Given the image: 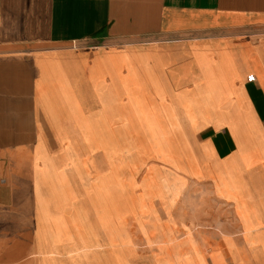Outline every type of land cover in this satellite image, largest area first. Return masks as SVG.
Masks as SVG:
<instances>
[{"label": "crops", "instance_id": "1", "mask_svg": "<svg viewBox=\"0 0 264 264\" xmlns=\"http://www.w3.org/2000/svg\"><path fill=\"white\" fill-rule=\"evenodd\" d=\"M134 50L162 59L148 64L160 70L170 93L183 103L198 101V108L208 110L209 85H216V98L223 101L212 113L167 125L154 102L123 100L127 87L120 86L118 72L124 57L112 52L97 81L90 77L108 52ZM62 80L83 97L80 109L71 110L88 134L84 144L72 137L70 120L57 121L49 110V101L56 107L63 98ZM222 83L231 91L219 96ZM99 91L104 95L97 96ZM91 108L124 109L125 117L132 116L124 124L131 128H106ZM125 133L139 147L137 182L175 177L173 193H148L144 199V207L156 213V227L184 244L186 227L207 264L216 251L224 264H234L229 245L244 251L246 264H264L246 244L238 212L243 196L264 218V0H0V264H87L76 252L62 253L63 245H72L68 240L54 243L53 253L46 251V241L37 237V205L49 222H59L58 214L68 208L61 191L66 184L75 197L70 208L78 210L90 187L76 175L104 174L92 159L99 164L106 148L128 146ZM170 137L175 153L166 159H177V166L158 157L160 146L170 148ZM64 152L71 162L63 166ZM136 237V264H148L154 247L138 227Z\"/></svg>", "mask_w": 264, "mask_h": 264}, {"label": "rangeland", "instance_id": "2", "mask_svg": "<svg viewBox=\"0 0 264 264\" xmlns=\"http://www.w3.org/2000/svg\"><path fill=\"white\" fill-rule=\"evenodd\" d=\"M112 52H115L116 58H125V64L120 67L118 72L120 80L123 82L120 86H123V88L127 87V90L123 91V100L128 101L129 99L127 98L132 96L138 103H141V98L142 102H145V100L154 102L159 112H161L160 115L165 114L163 116L167 125L191 122L196 117H201L204 112H206L205 114L212 113L214 111L212 106H219L223 101L221 98H216V85H209L208 92L210 91V93L208 95L210 96V101L208 106L211 107H208V110L207 107L206 111L200 107L198 108V101L183 103L182 98L178 94L170 93L160 70L155 68L153 64H148L150 59L154 60V64H159L162 60L160 57L154 56L149 50L108 52L97 62V64L100 63L98 65L100 68L95 71L94 69L97 67L95 64L91 69L90 77L96 79L95 81L99 78L100 71H104L102 62L112 59ZM106 63V66H109L110 62ZM124 68H126L125 72H123ZM110 81L111 78L109 77V83ZM93 87L95 90L99 88L98 84H93ZM60 88V94L63 98L58 99L56 107L52 100L49 101V110L57 121H60L61 117L70 120L74 124L72 137L77 139L80 144H84L87 141L88 134L76 121L73 115L76 111L73 112L71 110L72 105L78 110L80 109L77 103L82 101L83 97L63 80ZM218 88L220 91L219 96L226 95L223 91H231V85L228 83L219 84ZM96 93L97 96L104 95L101 91ZM111 94L117 95L118 92L113 91ZM192 102H196V105L193 107L189 106V108L188 104ZM89 112L94 114L95 119L106 128H124L126 125L124 123L129 122L128 117H132H125L124 109L112 110L108 108L107 114L91 108ZM219 114L217 115L221 117L224 115L223 113ZM126 128H131V126L127 124ZM58 134L62 137L68 135L65 132H59ZM163 134L165 137L167 136V133ZM123 136L128 140V146L106 148L102 151L103 156L99 164L94 163L92 159V163L103 169L104 174L96 178L83 172L79 176L76 175L77 181L90 187L87 191L82 192L81 199H79L77 204L78 210L70 208L71 201L75 197L71 196L73 190L68 188L66 184L61 188V191L66 196L68 208L66 207L58 214L61 217L59 222H49L48 219L44 218L40 207L37 205L36 220L38 227L36 231L38 239L46 241L45 245L47 247L45 248L49 253H53L54 250L51 247L54 243L68 240L72 245L69 248L63 245L62 253L66 255V253L76 252L78 260L87 264H136L134 238H137L136 227H138L142 230L145 243L154 247V254L148 264H207L201 256L200 249L190 242L189 230L186 227L182 238L188 242L186 244L180 243L179 240L172 238L162 228L156 227V213L144 207V199L148 193L161 194L162 191H171L173 193L175 191L174 187L177 186L173 182L175 177L163 174L160 179L148 176L137 182L136 174L141 159L135 157L139 147L134 139L126 137V133ZM166 142H164L165 145ZM169 146L170 148L160 146L158 157L177 166L179 165L177 159H166L172 156V151H174L173 155L175 153L171 137ZM37 157L44 158L43 155L40 156V152L37 153ZM43 160L47 162L46 164L52 170H58L54 163L48 159ZM79 160L83 163L86 159ZM61 161L63 166L65 162L70 161L65 156V152ZM44 167L43 163L42 168ZM37 177L36 174V190L39 186ZM98 183L103 188H97ZM155 184L159 185L161 191H157L153 187ZM137 187H141V191H137ZM240 188V190L238 188L235 189L239 197L243 193L241 185ZM239 202L238 212L243 225L246 244L254 257L264 258V227L260 226L264 223V218H262L261 212L254 205L247 202L243 196L240 197ZM53 215V211L49 210L47 212L48 217ZM149 223L150 225L152 223L153 226L151 225L150 228L145 227L144 224ZM186 246L191 247L192 251L189 254L184 250ZM229 249L234 264H246L244 254H241L244 251H240L239 248L234 250L230 245ZM99 254H106L109 258L105 257L102 260ZM107 259H109L108 262ZM211 264H224L223 255L218 251L212 252Z\"/></svg>", "mask_w": 264, "mask_h": 264}]
</instances>
